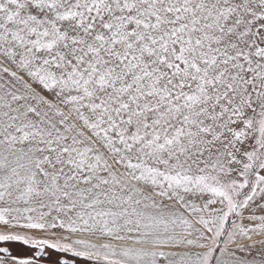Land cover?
I'll use <instances>...</instances> for the list:
<instances>
[{
	"label": "snow or ice",
	"instance_id": "obj_1",
	"mask_svg": "<svg viewBox=\"0 0 264 264\" xmlns=\"http://www.w3.org/2000/svg\"><path fill=\"white\" fill-rule=\"evenodd\" d=\"M0 264H264V0H0Z\"/></svg>",
	"mask_w": 264,
	"mask_h": 264
}]
</instances>
